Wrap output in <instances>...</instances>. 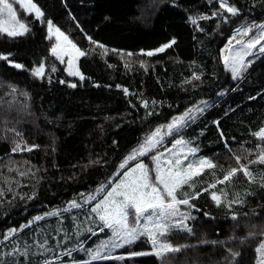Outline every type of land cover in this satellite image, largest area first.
<instances>
[{
	"label": "trees",
	"instance_id": "16d2710c",
	"mask_svg": "<svg viewBox=\"0 0 264 264\" xmlns=\"http://www.w3.org/2000/svg\"><path fill=\"white\" fill-rule=\"evenodd\" d=\"M12 1L27 31L0 28V264H261L264 164L250 161L264 150L254 135L264 128V51L235 78L223 51L264 22V0H223L235 15L221 0H33L42 19ZM48 20L85 53L83 80L52 54ZM201 103L172 137L199 151L196 164H215L185 187L192 232L163 238L180 251L162 259L142 240L113 254L123 259L92 260L88 248L108 230L84 199L119 179L146 136ZM240 165L250 175L224 180Z\"/></svg>",
	"mask_w": 264,
	"mask_h": 264
},
{
	"label": "snow or ice",
	"instance_id": "6c2138e0",
	"mask_svg": "<svg viewBox=\"0 0 264 264\" xmlns=\"http://www.w3.org/2000/svg\"><path fill=\"white\" fill-rule=\"evenodd\" d=\"M18 3L24 4V0H17ZM25 7L30 8L35 11L36 18L39 19L43 16V13L39 8L36 7L32 0H27ZM220 7L226 8V10L233 15L237 14V9L234 7L226 6V4L221 0ZM8 11L10 15L15 18V12L13 11L12 5L7 2V0H0V12ZM20 29L22 31H9V36H19L24 35L27 31L25 25L17 21ZM47 27L49 32L53 31V24L51 20H48ZM195 23V21H193ZM57 34V40L61 37L67 41L73 49L76 48L74 44H71V41H68V38L60 31L59 28L55 29ZM175 43V41H172ZM256 41H253L249 47H252ZM171 45H165V47H170ZM161 48L159 51H163ZM79 54L85 55L84 52H80L79 49H76ZM261 51H264V47L261 48ZM52 54L59 58V54L56 48L52 49ZM147 55H153L152 52H148ZM6 59V57H5ZM16 67H21L17 64ZM69 66H71V61H69ZM55 70V69H53ZM233 76L235 78L236 69L233 68ZM74 72H69V75H75ZM34 75L42 76L43 75V66L38 68ZM198 79V77H196ZM81 80L84 79L83 76L80 77ZM71 87H76L75 84H71ZM127 92V89H125ZM190 111L185 113L186 117L191 118ZM202 111V109H201ZM185 117H180L178 120H174L172 124L168 125L169 135L172 134V130L179 129V127L184 125ZM160 134V130L157 129L156 134L150 137L145 145L137 150L136 153L128 157L129 161L136 160L138 156H147L150 152L153 151L160 143V140L157 138ZM254 135L264 141V128L258 130ZM185 142L183 140L177 139L175 144L183 145ZM19 148V145H17ZM29 151L31 149H28ZM182 152L183 149L181 148ZM190 152L195 153V149H189ZM178 156L179 153H176ZM163 153L159 155L152 156V160L155 164V176L150 177L148 167L143 163H137L134 167L128 168L127 171H123V179H121L115 187H112L108 191H104L103 197L97 202L96 206L91 209L93 213H96L99 219L103 222V226L112 229L114 236L118 237L119 240L123 241V244L119 241H113L114 247H123L125 244H132L141 236H145L152 241L154 247L158 249L157 255H160L161 258H164L165 253H173L180 251L179 247H173L170 243H159L156 239L157 236L167 238L169 235V229L173 227L183 226V230L188 233L192 232V228L188 227L184 221L189 219V215L183 213L179 209V205H187L194 207L190 204L189 199L187 198H178L177 189L187 181L191 180L193 175L199 174V169L207 166L208 168H214L213 164L209 160H200L196 165L189 163L183 165V161L179 158L174 161L171 159H161ZM186 159V157H185ZM237 163H240V158L237 157ZM250 163H260L264 164V150L261 151L257 160L250 161ZM183 165V167H182ZM127 166V161L120 165L121 170H124ZM137 169L139 172L137 173ZM191 170V171H187ZM238 171H242L244 175H250L247 165H240L239 168H233L230 172L224 177V180H228L232 175H235ZM121 175V173H117ZM223 182V181H222ZM103 191V189H102ZM187 196V193L181 192L180 197ZM198 194L193 195V199L197 198ZM90 199H95V197H90ZM213 200L219 202V198L215 195L212 196ZM73 207H80L79 204L73 203ZM55 214V213H53ZM179 216L180 219L175 223H172L173 218ZM36 220L42 219V217H35ZM233 219H236L233 216ZM141 220L144 223L141 225ZM12 232L17 231L12 229ZM215 243V242H213ZM101 247H107V245H101ZM256 252L260 253L261 256H264V243H262ZM147 253L133 252L130 253L131 256L146 255ZM233 255H239V253H233ZM93 259H123V257H112L110 255L102 256L100 250H96L93 254ZM261 264H264V260L261 261Z\"/></svg>",
	"mask_w": 264,
	"mask_h": 264
},
{
	"label": "rangeland",
	"instance_id": "374dc122",
	"mask_svg": "<svg viewBox=\"0 0 264 264\" xmlns=\"http://www.w3.org/2000/svg\"><path fill=\"white\" fill-rule=\"evenodd\" d=\"M15 1H17V0H15ZM7 2L12 5L13 11L15 12V18H13V16L10 15L8 13V11H6V10L3 11V12H0V28L6 34H8L9 31H22V29H20V27H19V24L17 23V21H20V20L18 19L17 13H16V11L14 9L13 1L12 0H7ZM32 3H34L33 0H32ZM26 4H27V0H24V4L23 5L21 4V5L28 13L34 14L36 16L34 10L25 7ZM36 7L39 8L37 5H36ZM40 11H41V9H40ZM42 17H40L39 19H42ZM56 28L57 27L53 26V31L49 32L50 33V37L54 41L53 48H56L57 52L59 54V58H57V56H55V57L59 60L60 63L65 65L66 73L68 75H69V72L76 73L75 75H69L70 77H74V78H79L80 79V77L83 76V75L80 72L79 67H78L79 59L81 58V55L79 54V52L76 51V49H78V48L76 47L75 49H73L71 47V45L67 41H65L63 39V37H61L59 39V41H58L57 40V34L55 33V29ZM240 30H242V33L240 35L239 34L236 35V37L234 39L232 38L233 41L231 43L230 48L228 47L226 50L223 51L224 60L226 61L228 66H230L231 69L235 68L236 71H238L241 68V66L244 63V60L247 59V57L249 55H252V53L254 54L257 51H260L261 48L264 47V22H262L260 25H256V26H254L252 24H249V25H246L244 28H242ZM62 33L64 34V36H66L68 38V36L64 32H62ZM19 36H22V35H19ZM255 37H258V38H255ZM68 41H70L69 38H68ZM253 41H256V43L252 47H249V45L252 44ZM69 61H71V66H69ZM204 104L201 103V105L195 106V107L190 109L191 110L190 111L191 118L186 117L185 114H182V115L176 116L174 118V120H178L180 117H185L184 125H186V123H188V121H190L193 118V116L197 114V112L201 109V107ZM188 112H186V113H188ZM172 122L170 124H172ZM183 126L179 127V129H175L174 128L172 130V134L171 135H169L168 125L167 126L158 127L157 129L160 130V134H159V136L157 138L160 140V143L157 145V147L155 149H153V151L150 152L147 156H138L136 160L129 161L128 157L130 155H133L134 153H136L138 149H140L143 145H145L146 141L150 137H152L153 135L156 134L157 129L155 130L154 133L150 134L149 136H146V138L144 139L143 143H141L138 147H136L132 151H130L128 153L127 157L125 158V160L123 161V163H125L127 161V166L128 167L126 166L127 168H125V171H127L128 168L134 167L137 163L143 162L149 169L150 177L154 178V176H155V164H154V161L152 160L151 157L155 156V155H159L161 153H163V156L161 157L162 160L166 158V159H171V160L174 161L175 159L179 158V159H181L183 161V165H187L189 163H192L193 165H196V163H195L197 161L196 157H200V156L197 155L199 153V151L197 149H195L194 147H192L190 145V143L187 140H185L183 137H176L174 139L172 138L173 135L175 134V132L180 130ZM177 139L183 140L185 143L183 145H177V144H175V141ZM181 148L183 149L182 152L180 151ZM189 149H195L196 151H195V153H192V152L189 151ZM176 153H179V155L177 156ZM185 157H186V159H185ZM205 159L211 161L208 158H203V160H205ZM183 165H182V167H183ZM206 168H207V166L199 169V174L201 172H203ZM187 171H191V170H187ZM138 172H139V169H137V173ZM195 176H197V175L194 174L192 178H194ZM121 179H123V174L119 177L118 180H116L114 182L102 184L101 186H99V188H97L96 191L92 192L91 194H89L84 199V201H85L84 203L91 204L92 208L95 207L97 202H99V200L103 197L104 191H108L112 187H115V185ZM190 183H191L190 180L187 181L186 183H183L177 189V195H178V198H187V199H189L190 204H191V200L189 198V192L185 188ZM102 189H103V191H102ZM181 192L187 193V196L180 197V193ZM90 197H95V199H90ZM73 203L79 204L80 206L82 205V203L72 202L67 207V209L72 208L73 207ZM178 207H179L181 212L189 215L190 218L185 220L184 223L188 227H190V222L189 221H190V219L193 216L192 207L187 206V205H179ZM39 216L42 217V219H40V220H43L47 216H50V213H45V214H42V215H39ZM91 216L94 219H96L98 221V223H100V225H101L103 230L104 229L108 230V234L102 239H97L96 242L92 246H90L88 248L86 254L89 255L90 258L93 257V254L95 253L96 250H100V252L102 253V256L110 255L112 257H122V255L114 256L113 254H115V253H117V252L129 247V246H133V245L137 244L139 241H142V240H144L147 243H149L150 246L153 249H155L153 251H158V249L153 246L152 241L150 239H148L147 237H145V236L139 237L132 244H125L123 247H114L113 246V241L114 240L115 241H119V243H121V244H123V241L119 240L118 237L114 236V233H113L112 229H108V228L103 226V222L99 219V217H98V215L96 213L92 212ZM179 219H180L179 216L173 218L172 223H175ZM143 223H144V221L141 220V225ZM175 230L185 231V230H183V226L181 225L179 227L170 228L169 229V234L172 233ZM9 235H10V233H8V236ZM163 238L164 237H161V236H157L156 237V239H157V241L159 243H165V242L167 243V241L164 240ZM105 244L107 245V247H101V245H105ZM92 260H95V259L92 258ZM97 260H100V259H97Z\"/></svg>",
	"mask_w": 264,
	"mask_h": 264
}]
</instances>
